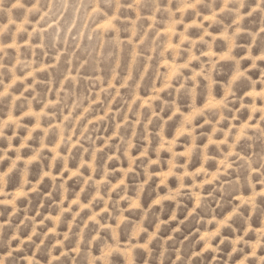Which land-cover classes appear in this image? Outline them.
<instances>
[{"label":"clouds","instance_id":"clouds-1","mask_svg":"<svg viewBox=\"0 0 264 264\" xmlns=\"http://www.w3.org/2000/svg\"><path fill=\"white\" fill-rule=\"evenodd\" d=\"M0 264H264V0H0Z\"/></svg>","mask_w":264,"mask_h":264}]
</instances>
